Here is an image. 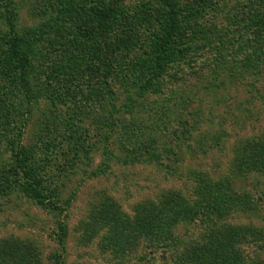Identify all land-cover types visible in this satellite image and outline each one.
<instances>
[{
	"label": "rangeland",
	"instance_id": "374dc122",
	"mask_svg": "<svg viewBox=\"0 0 264 264\" xmlns=\"http://www.w3.org/2000/svg\"><path fill=\"white\" fill-rule=\"evenodd\" d=\"M177 1L179 34L160 77L162 0H13L7 13L0 2V33L10 38L5 17L14 12L31 51L26 80L0 55V264H13V253L32 264H170L173 253L151 234L157 211L175 219L183 243L202 244L213 222L199 212L222 192L247 204L215 213V225L264 234L263 179L233 168L241 141L264 134V36L255 25L264 0ZM17 143L59 210L17 188ZM152 143L169 168L138 150ZM179 199L196 216L173 212ZM128 230L137 237L126 253L110 237ZM247 241L235 246L249 261ZM255 258L264 262V249Z\"/></svg>",
	"mask_w": 264,
	"mask_h": 264
},
{
	"label": "trees",
	"instance_id": "16d2710c",
	"mask_svg": "<svg viewBox=\"0 0 264 264\" xmlns=\"http://www.w3.org/2000/svg\"><path fill=\"white\" fill-rule=\"evenodd\" d=\"M0 2H6L4 4V10L6 13L12 11V9L9 8V5H12L13 0H0ZM162 3L166 8V26L162 35L158 36L155 43H153L154 77H160L164 68L172 61L174 51L171 47L174 43H176L177 36L179 34L178 1L162 0ZM13 13L14 12H12L11 15H6L5 17V20H7L6 25H8V28H10L12 31V35L9 39H5L4 35L0 33V42H2L0 43L2 46L0 49V55L3 58L1 59V63L2 65L5 64L8 66L11 63H19L22 68L21 79L26 80V67L31 61V51L26 46V43H23V38L15 32L14 23L12 22ZM106 18L114 20V15H110ZM256 21L257 22H255V25L261 29L257 35L262 34V36H264V17H260ZM241 142L242 144L237 151L233 164L234 171L243 176H261L263 179L261 182L264 183V134L260 137L245 139ZM202 143L205 144V142ZM155 148L157 147L152 143L150 145L148 144L141 146V148H138V150L144 151V153H149L151 155L150 157L154 158V162H156L157 165L161 164V167L165 166V160L169 159L162 158L160 153H157ZM187 148L191 150V144H188ZM12 153L14 161V170L12 175L17 178L15 181L17 188L22 191L25 196L36 201L39 205H46L53 210H59L60 208L58 205L53 202H48L44 198L43 192L40 188L41 180L38 177V173L36 172V167L32 165L33 156L31 151L22 147L20 143H17L16 145H13ZM147 160H150V158ZM144 161L146 160H142L141 158L139 162ZM165 167L169 168V165H166ZM10 178L11 177L9 176H3L2 182L11 184L9 187L11 189L13 187V181L10 183ZM219 190H223V186ZM225 196V192L217 194L215 197H213L214 199L212 201H208L211 204L215 203V207L209 209L208 206H205L201 209L202 211L199 212V214H201L209 222H213L210 229L211 233L207 236L208 239L202 244L194 243L191 245H186L183 243L179 237L173 235L174 229L172 228H174V225L176 224V222H174L175 219L173 220L168 217V215L166 216L164 211H157L152 228L154 231L151 234L155 246L160 248L164 254L167 255L173 253L170 258V264H264L263 261L255 258L257 250L262 251L264 249L263 233L257 231V229H249L245 234H243V232H241L238 228L233 230L232 227V231H230L228 228L223 226L217 227V225H215V222L218 220L214 217L215 213L227 214L229 209L238 208L239 206H242V203L247 204L240 199L234 200L232 197H228L226 200ZM262 197H264V194ZM180 201L183 203L177 202V205L174 204L179 209L173 212H182V214H185L183 216L184 218L187 216H196V210L191 205H189V203L183 200ZM171 204L173 206V203L168 202L167 206H171ZM108 207L112 211H116V207L110 205H108ZM250 209L253 211V204L250 205ZM104 211H106V209ZM114 213L112 212L111 214ZM107 214L103 212L104 216ZM134 222H136V219ZM59 227L62 232V236L59 241L60 243H63V237L66 234L65 228L62 225ZM138 228H140L141 233L146 230L143 222L138 225ZM131 231L132 230L123 231L124 233L113 231L115 239L110 237V240H116L120 238L119 242L121 243V246L119 247L122 248V252H126L127 250H130L131 245L135 242L137 237V235ZM239 239L248 240L247 242L249 246H251L250 253L252 258L249 261L243 257V253L240 249H236L237 247L235 244ZM232 246H234V250H231ZM22 254L23 253H13L11 255L13 264H32L31 260H29L24 254L22 256Z\"/></svg>",
	"mask_w": 264,
	"mask_h": 264
}]
</instances>
